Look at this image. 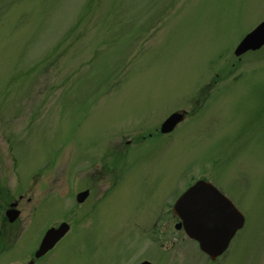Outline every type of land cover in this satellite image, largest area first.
Listing matches in <instances>:
<instances>
[{
    "label": "rangeland",
    "instance_id": "1",
    "mask_svg": "<svg viewBox=\"0 0 264 264\" xmlns=\"http://www.w3.org/2000/svg\"><path fill=\"white\" fill-rule=\"evenodd\" d=\"M263 22L264 0H0V264L63 222L37 264H264V44L234 54ZM200 178L246 218L215 259L161 218Z\"/></svg>",
    "mask_w": 264,
    "mask_h": 264
},
{
    "label": "water",
    "instance_id": "2",
    "mask_svg": "<svg viewBox=\"0 0 264 264\" xmlns=\"http://www.w3.org/2000/svg\"><path fill=\"white\" fill-rule=\"evenodd\" d=\"M263 44L264 22L242 39L235 49V54L239 56L250 49H258ZM182 116L180 113L172 115L163 123L162 131H170L174 123L181 120ZM87 194V192L80 193L77 197L78 201H82ZM174 211L182 219V225L188 237L196 240L200 249L212 259L225 252L230 241L245 222L244 215L229 198L205 180H199L190 187L176 201ZM17 213L16 210H9L7 216L10 220L15 219ZM68 228V225L63 223L58 228L49 229L36 256H41L53 247ZM141 264L150 263L143 262Z\"/></svg>",
    "mask_w": 264,
    "mask_h": 264
},
{
    "label": "flooded vegetation",
    "instance_id": "3",
    "mask_svg": "<svg viewBox=\"0 0 264 264\" xmlns=\"http://www.w3.org/2000/svg\"><path fill=\"white\" fill-rule=\"evenodd\" d=\"M89 193H90V191H89ZM78 194V193H77ZM77 194H76V196H77ZM76 198V197H75ZM19 205V204H18ZM18 205H17V208H18ZM164 207H165V210H163V211H166L165 212V215H163V216H161V218H163L162 220H163V222L165 223L164 224V226L166 225H168L169 224V219H172V213H174L173 212V206H171L170 208H168L169 207V203L167 202V203H165L164 204ZM167 208V209H166ZM19 209V208H18ZM20 210V209H19ZM20 212H21V210H20ZM170 216V217H169ZM169 217V218H168ZM179 223V221H177V223L175 224V227L177 226V224ZM14 224V223H13ZM11 225V224H10ZM155 232H157V230L155 229V231L153 230V233H155ZM185 234V233H184ZM44 235V234H43ZM186 235V234H185ZM42 238H43V236H42ZM42 238H41V240H42ZM41 242V241H40ZM39 246H40V243H39V245H38V247L35 249V251L33 252V254H31V258L28 260V262H27V264H37L38 262V260L40 259V258H36L35 257V254H36V251L38 250V248H39ZM48 253H49V251H48ZM45 255H47V253H45L44 254V256ZM43 255H42V257H44ZM145 260H147V259H145ZM144 261V260H143ZM150 261V260H149ZM142 261H140L139 263H141ZM151 262V261H150ZM139 263H137V264H139ZM152 263V262H151ZM153 264V263H152Z\"/></svg>",
    "mask_w": 264,
    "mask_h": 264
},
{
    "label": "snow or ice",
    "instance_id": "4",
    "mask_svg": "<svg viewBox=\"0 0 264 264\" xmlns=\"http://www.w3.org/2000/svg\"><path fill=\"white\" fill-rule=\"evenodd\" d=\"M194 192H195V190H194ZM190 196H192L193 194H189ZM226 211V210H225Z\"/></svg>",
    "mask_w": 264,
    "mask_h": 264
}]
</instances>
